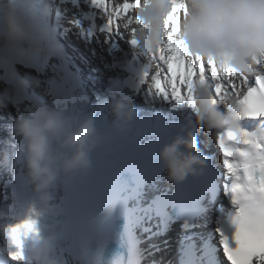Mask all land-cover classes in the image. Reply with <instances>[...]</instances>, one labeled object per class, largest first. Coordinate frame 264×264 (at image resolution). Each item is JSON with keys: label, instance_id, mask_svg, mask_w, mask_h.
Returning a JSON list of instances; mask_svg holds the SVG:
<instances>
[{"label": "clouds", "instance_id": "1", "mask_svg": "<svg viewBox=\"0 0 264 264\" xmlns=\"http://www.w3.org/2000/svg\"><path fill=\"white\" fill-rule=\"evenodd\" d=\"M182 2L188 8V15L181 20L178 39L195 56L204 60L211 57L241 71H247L256 59L264 63V0ZM171 7L172 0H140V6L133 13L140 18V24L133 27L137 28L141 55L150 57L163 43L164 22ZM46 8V4L40 5L38 13L30 14L26 0H0V57L12 64H28L60 56L61 48L41 23ZM38 87L39 79L26 76L13 80L2 98L14 105L21 104L23 93ZM192 102L195 104L193 122L198 128L203 126L217 132L236 130V114L227 103L222 109L214 105L209 89L203 84L195 88ZM109 112L112 120L104 131L98 129L91 115L77 117L38 102L23 109L15 119L12 134L22 141L25 178L42 212L53 215L57 211L58 206L51 202L49 195L57 180L62 178L68 185L84 182L95 166L92 154H109L114 138L125 132L135 117L131 104L122 98L111 101ZM158 156L172 183L200 175L204 166L191 132L163 145ZM114 207L106 208L94 223L79 226L70 219L65 225V230L73 234L79 253L76 264H86L80 252L84 239L89 233L103 232ZM55 244L54 236H34L28 253L30 264H64L53 252ZM8 259L12 260L10 256ZM12 261L21 264V260ZM95 264H99V256Z\"/></svg>", "mask_w": 264, "mask_h": 264}, {"label": "snow or ice", "instance_id": "2", "mask_svg": "<svg viewBox=\"0 0 264 264\" xmlns=\"http://www.w3.org/2000/svg\"><path fill=\"white\" fill-rule=\"evenodd\" d=\"M42 2L26 0L28 12L38 13ZM68 2L59 0L60 4ZM70 2L75 5L77 0ZM86 2L95 12L89 13L85 19L92 21L96 16L100 17L103 24L99 31L105 35V42H111L115 47L118 39L124 40L134 50L133 61L137 63L128 65V71L134 74V79L128 82L132 87L139 89L144 86L149 94L194 108L195 88L203 84L209 89L214 105L227 103L236 114V130L227 129L217 137L226 170L225 195L233 206L222 221L220 243L228 264H264V63L256 59L247 71H241L231 64L218 63L211 57L204 60L195 56L178 39L181 20L188 15V8L182 0H172L164 22L163 43L150 57L139 53L137 28L133 27L140 24V18L133 15L140 6V0ZM48 12L49 7L44 15ZM56 15H60L59 9H56ZM73 23L80 28L78 20ZM94 27L89 28L87 33L81 29V35L91 37ZM12 65L0 57V68L5 70V78L9 80L14 77ZM60 71L64 72L60 82H51L53 93L64 99L72 98L75 85L68 79L63 65ZM244 121L256 122L251 131L242 127L241 122ZM29 233L35 234V221L30 219L4 229L7 242L16 249L9 253L12 260L23 259L22 237ZM93 238L102 242L107 236L103 232L89 233L84 245Z\"/></svg>", "mask_w": 264, "mask_h": 264}, {"label": "bare ground", "instance_id": "3", "mask_svg": "<svg viewBox=\"0 0 264 264\" xmlns=\"http://www.w3.org/2000/svg\"><path fill=\"white\" fill-rule=\"evenodd\" d=\"M84 1L77 0L75 5L70 0L65 4H60L59 0H53L51 3L50 0H43L41 3V6L46 4L49 7L48 14L41 17V23L53 35L55 42L61 48V54L59 57L45 58L47 65L39 66L38 71H29L28 75L39 79L40 87L35 88V90L47 96L50 104L55 103L51 82L59 81L64 75V72L60 71L61 65H63L67 75L73 73L71 82L79 84V87L75 86V92L79 89L85 91L96 89L98 92H102V88L105 85V75L111 72L110 65L112 62L122 60L134 64L137 63V61H133L134 50L128 46L126 41L117 40L115 47H113L111 42H105V35L99 31L103 24L99 16H96L92 21L85 19L89 13H94L95 10L87 7ZM56 9L60 10L59 16L56 15ZM77 20L80 22V28L74 26L73 22ZM93 25L95 27L91 37L85 38L81 35V29L87 33L88 29L92 28ZM53 30H55L54 34ZM99 52L103 53L104 56ZM86 73L93 77L92 84L83 79ZM144 89L146 88L144 87ZM3 91L4 89L0 85V94ZM151 95L156 102L163 103L165 101L162 96ZM145 97H149L148 93L145 94ZM139 98L141 101H145L142 95ZM167 101L171 102L170 99ZM50 104L49 106L51 107ZM219 107L222 109V106ZM13 114H16V110L10 104L0 103V119H11L14 116ZM3 167L0 161V174L5 171ZM212 219L213 216L208 215L199 220L197 228L182 230L181 239L186 237L187 240H190V234L197 232V230L199 232L209 231L211 224H213ZM143 222L140 226V236L138 242L136 241V247L129 264H170L172 260L168 259H171L174 254L172 246L174 236H170L172 231L163 237L162 233L157 231L156 221L153 223L146 216ZM184 240L186 239L184 238ZM181 245L182 241H179L175 246L179 248ZM66 261L64 264H76L72 259Z\"/></svg>", "mask_w": 264, "mask_h": 264}, {"label": "rangeland", "instance_id": "4", "mask_svg": "<svg viewBox=\"0 0 264 264\" xmlns=\"http://www.w3.org/2000/svg\"><path fill=\"white\" fill-rule=\"evenodd\" d=\"M85 2V5L87 6V7H90L89 6V4L86 2V0L84 1ZM119 40V39H118ZM100 54H102L103 55V53H101V52H99ZM104 56V55H103ZM89 72V71H88ZM106 76V75H105Z\"/></svg>", "mask_w": 264, "mask_h": 264}]
</instances>
